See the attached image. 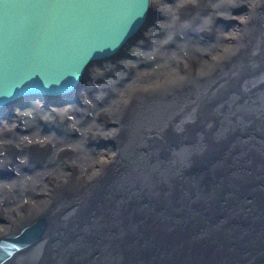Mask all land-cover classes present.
<instances>
[{
    "label": "bare ground",
    "instance_id": "6f19581e",
    "mask_svg": "<svg viewBox=\"0 0 264 264\" xmlns=\"http://www.w3.org/2000/svg\"><path fill=\"white\" fill-rule=\"evenodd\" d=\"M150 7L71 96L4 108L0 239L42 229L0 264H264V0Z\"/></svg>",
    "mask_w": 264,
    "mask_h": 264
},
{
    "label": "water",
    "instance_id": "95a60500",
    "mask_svg": "<svg viewBox=\"0 0 264 264\" xmlns=\"http://www.w3.org/2000/svg\"><path fill=\"white\" fill-rule=\"evenodd\" d=\"M150 5L151 0H0V110L71 96L88 67L117 57L152 24ZM201 159H211L206 149ZM41 229L37 221L0 239V263L36 240Z\"/></svg>",
    "mask_w": 264,
    "mask_h": 264
},
{
    "label": "rangeland",
    "instance_id": "374dc122",
    "mask_svg": "<svg viewBox=\"0 0 264 264\" xmlns=\"http://www.w3.org/2000/svg\"><path fill=\"white\" fill-rule=\"evenodd\" d=\"M233 23H234V21H227V25L229 26L230 29L234 27ZM36 100H39V99L36 98ZM29 101H31V100H29ZM29 101L22 102L20 105H17L14 108H22L24 106H27V104H29ZM45 106L48 107V106H53V105H49V103L45 102ZM11 111H13V110H5V113L0 115V121H2L3 123H6L8 125L7 127H9L10 124L17 122V121H14V122L11 121L10 122V119L12 118V116L10 114ZM38 221H40V220H38Z\"/></svg>",
    "mask_w": 264,
    "mask_h": 264
}]
</instances>
